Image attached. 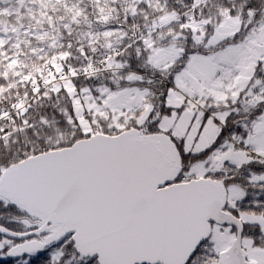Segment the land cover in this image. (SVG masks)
<instances>
[{
  "label": "snow or ice",
  "instance_id": "obj_1",
  "mask_svg": "<svg viewBox=\"0 0 264 264\" xmlns=\"http://www.w3.org/2000/svg\"><path fill=\"white\" fill-rule=\"evenodd\" d=\"M0 264H264V0H0Z\"/></svg>",
  "mask_w": 264,
  "mask_h": 264
}]
</instances>
